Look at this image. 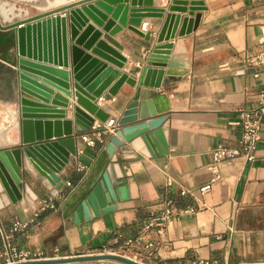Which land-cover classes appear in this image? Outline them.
I'll list each match as a JSON object with an SVG mask.
<instances>
[{
  "label": "crops",
  "instance_id": "obj_1",
  "mask_svg": "<svg viewBox=\"0 0 264 264\" xmlns=\"http://www.w3.org/2000/svg\"><path fill=\"white\" fill-rule=\"evenodd\" d=\"M201 1L204 8L198 27L169 39L175 40L172 55L179 54L180 63L164 66L167 81L160 86L142 84L140 78L159 43L162 18L145 16L142 25L148 22V27L141 26V30L146 34L129 26L111 34L90 21L103 31L101 38L128 57L124 66L116 68L139 78L136 84L125 81L117 94L107 88L99 96L100 105L110 113L109 119L119 121L130 102L152 100L159 115L168 116L164 126L169 150L156 154L139 136L120 146L112 157L107 144L118 124L115 130L102 127L99 136L94 127L107 120L96 117L95 124L82 131L75 122L78 152L59 172L65 181L62 188L25 163V197L13 202L6 192H0V231L6 236L0 235V252L9 240L18 250L39 252L42 258L98 253L108 245L111 252L149 264H206L203 260L209 264H264V124L254 160L239 155L218 166L211 151L220 143H240L243 127L233 121L241 118L243 108L254 104L261 86L262 79L243 60L263 46L264 0ZM152 2L155 7H166L172 0ZM175 12L183 14L182 21L190 16L187 11ZM1 54L0 50V104L16 107L15 70ZM40 78L44 82L42 75ZM60 92L70 102L63 106L51 98L50 104L67 109L66 117L53 120L75 118L76 97ZM4 127L2 121L0 148L17 146V124L9 129L8 141L1 135ZM86 133L95 137V144L84 138ZM112 163L113 175L123 178L129 196L122 198L118 193L108 209L77 222L76 212ZM210 181L211 190L202 192L200 187ZM184 189L189 191L183 193ZM170 198L176 209L194 206L197 210L176 217L163 234L155 228L145 229L150 214L162 210ZM19 223L28 225L16 229ZM140 237L127 247L129 238ZM148 241L156 243V255L149 253ZM4 261L0 257V264ZM42 264L127 263L107 259Z\"/></svg>",
  "mask_w": 264,
  "mask_h": 264
},
{
  "label": "water",
  "instance_id": "obj_2",
  "mask_svg": "<svg viewBox=\"0 0 264 264\" xmlns=\"http://www.w3.org/2000/svg\"><path fill=\"white\" fill-rule=\"evenodd\" d=\"M202 8L201 0H172L166 7H155L152 0H0V43L7 41L11 44L12 50L7 58L16 75L13 102L18 109L17 127L20 132L17 146L0 148V192H6L13 202L25 197V163L62 188L65 181L59 172L78 152L77 137L73 134L75 122L77 130L82 131L94 125L96 117L108 120L110 113L100 105L99 96L107 88L110 93L117 94L125 81L132 84L139 81L130 72L116 68L115 65L124 66L128 57L106 38H101L103 31L90 23L91 20L111 34L125 26L146 34L141 30L143 18H162L164 24L158 36L159 43L154 46L140 78L142 84L160 86L167 72L164 66L170 64L175 67L180 63L177 62L179 54L172 55L175 40L169 39L197 28ZM178 10L187 11L190 16L186 15L182 21L183 14L175 12ZM60 91L76 97L75 118L53 120V117H66L67 109L50 104L51 98L54 104L63 106L70 102ZM37 111L48 114H37ZM167 119V115H159L152 100L130 102L119 118L116 132L108 141L111 156H115L120 146L139 136L154 153H167L168 128L164 126ZM63 124L65 129H62ZM113 170L112 163L76 212L77 222L101 213L118 199V193L122 198L129 196L126 182L115 177ZM107 259L127 264H149L114 252L8 264Z\"/></svg>",
  "mask_w": 264,
  "mask_h": 264
},
{
  "label": "built area",
  "instance_id": "obj_3",
  "mask_svg": "<svg viewBox=\"0 0 264 264\" xmlns=\"http://www.w3.org/2000/svg\"><path fill=\"white\" fill-rule=\"evenodd\" d=\"M147 27L148 22H145L142 25V28L147 29ZM243 64L247 68H252L253 74L256 77L261 78L262 83L256 93L254 104L250 107L243 108L241 118L233 121V123L240 124L243 127V136L240 140V143L238 145L220 143L211 149L216 165L218 166H220L223 162L239 155L245 156L248 160H254L257 157V149L262 139V128L264 124V42L260 50L244 58ZM117 124L118 121L115 118L108 119L104 123L95 125V133L99 136L102 135V127H105L109 130H115ZM84 138L91 144L96 143L95 137L89 133L84 134ZM212 186L213 181H210L203 184L200 189L202 192H207L211 190ZM188 191V189H184L183 193ZM174 203V200L170 198L166 200L165 206L162 210L151 213L145 224V229L155 228L163 234L166 232L168 226L176 217L180 216L182 213L195 212L197 210V208L194 206L176 209L174 208ZM27 225V223H19L16 226V229H23ZM0 235L6 238L2 231H0ZM140 239L141 237L129 238L126 242L127 247L130 248L135 242L140 241ZM146 246L149 249V253L151 255H156V243L154 241L146 242ZM100 252L103 253L111 251L109 246L105 245L103 250ZM0 257L5 260L1 264L42 258L41 253L39 252H33L32 250H18L16 246L9 240H5V249L0 252ZM203 262L206 264L210 263L208 260H203Z\"/></svg>",
  "mask_w": 264,
  "mask_h": 264
},
{
  "label": "bare ground",
  "instance_id": "obj_4",
  "mask_svg": "<svg viewBox=\"0 0 264 264\" xmlns=\"http://www.w3.org/2000/svg\"><path fill=\"white\" fill-rule=\"evenodd\" d=\"M18 115V109L17 107L8 106L6 107V111L3 117V123L5 127L1 131V135L4 141L9 140V129L14 125L18 123L17 120Z\"/></svg>",
  "mask_w": 264,
  "mask_h": 264
},
{
  "label": "flooded vegetation",
  "instance_id": "obj_5",
  "mask_svg": "<svg viewBox=\"0 0 264 264\" xmlns=\"http://www.w3.org/2000/svg\"><path fill=\"white\" fill-rule=\"evenodd\" d=\"M10 45L9 43H5V42H1L0 43V50L2 52V54L7 58L8 54L10 53Z\"/></svg>",
  "mask_w": 264,
  "mask_h": 264
},
{
  "label": "rangeland",
  "instance_id": "obj_6",
  "mask_svg": "<svg viewBox=\"0 0 264 264\" xmlns=\"http://www.w3.org/2000/svg\"><path fill=\"white\" fill-rule=\"evenodd\" d=\"M4 42L5 43H9V45H11L10 42H7V41H4ZM1 55L4 56L3 54H1ZM10 81H11V79H10ZM8 106L9 105H4V106L1 105L0 106V123L3 121V117H4V114H5V111H6V107H8Z\"/></svg>",
  "mask_w": 264,
  "mask_h": 264
}]
</instances>
